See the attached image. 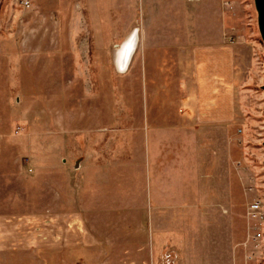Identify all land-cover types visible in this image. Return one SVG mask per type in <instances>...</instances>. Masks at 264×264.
<instances>
[{"label":"rangeland","instance_id":"obj_1","mask_svg":"<svg viewBox=\"0 0 264 264\" xmlns=\"http://www.w3.org/2000/svg\"><path fill=\"white\" fill-rule=\"evenodd\" d=\"M257 15L254 0H0V264H153L146 250L119 258L128 247L124 240L113 244L110 232L124 220L131 241L155 240L157 213L166 219L171 209L192 215L185 232L190 264H264V218L248 209L257 198L264 214V45ZM151 18L180 26L179 60L171 59L176 47L164 46L156 48L159 62L144 61L142 26ZM135 28L138 41L121 71L115 52ZM203 38L220 51L232 84L223 91L219 83L231 118L222 119L216 140L227 225L205 218L198 231L193 206L178 200L168 206L171 198L154 188L146 110L155 106L154 123L163 125L165 109L185 101L187 77L198 87L199 62L189 56L207 44ZM77 181L86 223H96L91 207L98 217L96 240L80 233ZM192 191L182 197L189 204ZM164 250L159 264H183L173 244Z\"/></svg>","mask_w":264,"mask_h":264},{"label":"crops","instance_id":"obj_2","mask_svg":"<svg viewBox=\"0 0 264 264\" xmlns=\"http://www.w3.org/2000/svg\"><path fill=\"white\" fill-rule=\"evenodd\" d=\"M155 19L159 20L157 17ZM156 20L152 19V24H143L142 26L145 34L144 40H146L145 47H143L144 61L147 64L149 62L151 64L155 61L159 62L161 59H158L160 56L155 55L157 53L156 48L160 50L164 46L176 47L175 53L170 56L173 61L179 60V56L182 55L177 50V46H181L182 43L180 41L181 38L177 39L176 37L180 36V26L174 22H154ZM161 31L163 32L164 39L160 37L162 36ZM156 32L159 33L158 36L152 34ZM162 40L165 41L162 42ZM201 42L207 44L198 46L194 49L196 50L194 56H192V53L189 56L192 60L199 62L197 68L195 67L198 77V87L195 86V77H187L184 87L186 99L184 98L185 101L179 105V108L170 106V108L165 109L167 112H165V122L163 125L157 124V122L154 123L155 106L151 105L146 110L149 127H151L150 139L152 140L153 161L156 164L154 188H156V192H159L161 198L164 193L165 196L168 195L171 198L168 200V206H177L175 203L177 200L182 203L185 202V207L193 206L192 212H194L193 216L196 223L200 222L202 224L206 218L212 221V225L219 223L222 227L227 225V216L221 211V208L226 206L227 198H225L226 186L223 173V151L220 147L217 149L216 140L218 137V139L221 138L222 119H230L231 111H229L228 103L224 105V101L222 102L219 98V83L223 87L222 90L226 89L227 91L226 84H228V81L232 84V78L228 80L227 69H225L223 74V67L217 60V53L221 54L220 51L217 52L215 46L208 44L205 38ZM148 57L149 59H147ZM75 166L79 170L81 168L80 162L78 163L77 161ZM77 177L79 178V176ZM76 185L77 190L75 191L79 194L76 201L75 214L79 217L80 233L90 238L93 237L96 240L97 232L95 230L97 229L98 217L95 216L96 212L91 207V216H93V220L96 223L92 226L86 223L84 210L86 207L79 198H82V195L79 192L78 181ZM185 191H192V196H190L192 197V204H189L190 200L188 198H182ZM159 201H161L159 204L160 208L163 202L161 199ZM169 213L172 214V217L166 219L162 218L161 212L157 213L155 240L153 238L151 240L148 237L146 241L145 238H138L136 236L132 237L131 241L130 236H128V229L131 228V225H122L124 220H121V225L118 224L114 227V231L111 230L110 232L113 244H115V241L118 243L124 240L121 243H126L125 245L128 247L125 250L123 248L120 250L119 258L121 255L130 259L137 258L142 256L143 252H145L144 250H146L148 251L147 257L152 258V263L159 264L158 258L165 251L164 247L170 242L180 250L181 255L183 254L182 263L190 264L188 261L191 259L193 251L190 243L186 244L187 235H185V232L189 228L186 223L192 215H176L172 209L169 210ZM109 214L110 212L106 215L104 214V216L109 219ZM176 218L181 222L179 228L173 225V221L175 224ZM198 227V231L204 229L203 224H199ZM121 232L124 233L125 239H120ZM181 233L185 237L182 241H180L179 236ZM173 235L177 236L179 240L172 237ZM200 251L204 252V249Z\"/></svg>","mask_w":264,"mask_h":264},{"label":"bare ground","instance_id":"obj_3","mask_svg":"<svg viewBox=\"0 0 264 264\" xmlns=\"http://www.w3.org/2000/svg\"><path fill=\"white\" fill-rule=\"evenodd\" d=\"M137 32H138V30L135 28L126 37V41L123 43V45L116 49L115 62H116V66H118L119 69H121V71H124V69L127 67L129 59H130L131 55L133 54L132 52L136 47V44L138 41L137 40Z\"/></svg>","mask_w":264,"mask_h":264},{"label":"water","instance_id":"obj_4","mask_svg":"<svg viewBox=\"0 0 264 264\" xmlns=\"http://www.w3.org/2000/svg\"><path fill=\"white\" fill-rule=\"evenodd\" d=\"M255 10H257V22H258V30L261 35L263 45H264V0H254ZM264 91V86H263ZM264 147V142H263Z\"/></svg>","mask_w":264,"mask_h":264},{"label":"built area","instance_id":"obj_5","mask_svg":"<svg viewBox=\"0 0 264 264\" xmlns=\"http://www.w3.org/2000/svg\"><path fill=\"white\" fill-rule=\"evenodd\" d=\"M259 202L260 201L257 200V198H255L254 200H252L248 204V209H249V213H250L251 216H253L254 218L263 219L264 218V214L261 213L260 203Z\"/></svg>","mask_w":264,"mask_h":264}]
</instances>
